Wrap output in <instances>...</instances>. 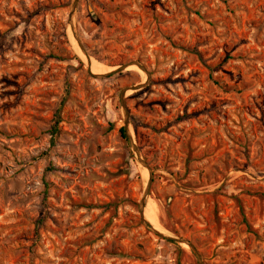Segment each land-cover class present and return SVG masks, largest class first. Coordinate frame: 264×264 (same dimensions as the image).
<instances>
[{
	"label": "rangeland",
	"instance_id": "rangeland-1",
	"mask_svg": "<svg viewBox=\"0 0 264 264\" xmlns=\"http://www.w3.org/2000/svg\"><path fill=\"white\" fill-rule=\"evenodd\" d=\"M74 2L0 0V264H264V0Z\"/></svg>",
	"mask_w": 264,
	"mask_h": 264
},
{
	"label": "trees",
	"instance_id": "trees-1",
	"mask_svg": "<svg viewBox=\"0 0 264 264\" xmlns=\"http://www.w3.org/2000/svg\"><path fill=\"white\" fill-rule=\"evenodd\" d=\"M63 105V101L60 102L58 108L55 110L53 119L51 121V125L48 130V136H49V148L41 154L42 158H44L46 161L49 162V158L51 157L52 153L54 152L55 146H56V140L59 134L58 131V125L61 122V107ZM119 134L121 136V139L124 140L126 143L129 142V138L127 134L125 133L124 129L121 128L119 130Z\"/></svg>",
	"mask_w": 264,
	"mask_h": 264
},
{
	"label": "bare ground",
	"instance_id": "bare-ground-1",
	"mask_svg": "<svg viewBox=\"0 0 264 264\" xmlns=\"http://www.w3.org/2000/svg\"><path fill=\"white\" fill-rule=\"evenodd\" d=\"M152 205V204H150ZM154 207V205H153ZM152 206L148 208H145L144 210V218L145 220L154 228H160L157 224V214H156V208H153Z\"/></svg>",
	"mask_w": 264,
	"mask_h": 264
},
{
	"label": "water",
	"instance_id": "water-1",
	"mask_svg": "<svg viewBox=\"0 0 264 264\" xmlns=\"http://www.w3.org/2000/svg\"><path fill=\"white\" fill-rule=\"evenodd\" d=\"M76 1H77V0H75L74 5H75ZM73 7H74V6H73ZM142 164H144V163H142Z\"/></svg>",
	"mask_w": 264,
	"mask_h": 264
}]
</instances>
